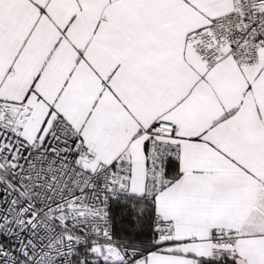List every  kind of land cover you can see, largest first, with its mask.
<instances>
[{
	"label": "snow or ice",
	"instance_id": "1",
	"mask_svg": "<svg viewBox=\"0 0 264 264\" xmlns=\"http://www.w3.org/2000/svg\"><path fill=\"white\" fill-rule=\"evenodd\" d=\"M0 264H264V0H0Z\"/></svg>",
	"mask_w": 264,
	"mask_h": 264
}]
</instances>
